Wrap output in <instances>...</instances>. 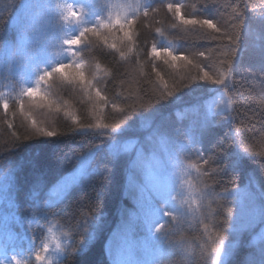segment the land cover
<instances>
[{
  "label": "trees",
  "instance_id": "trees-1",
  "mask_svg": "<svg viewBox=\"0 0 264 264\" xmlns=\"http://www.w3.org/2000/svg\"><path fill=\"white\" fill-rule=\"evenodd\" d=\"M262 191L264 0H0L1 251L46 264L52 222V264H219L218 235L224 264H249Z\"/></svg>",
  "mask_w": 264,
  "mask_h": 264
},
{
  "label": "snow or ice",
  "instance_id": "snow-or-ice-1",
  "mask_svg": "<svg viewBox=\"0 0 264 264\" xmlns=\"http://www.w3.org/2000/svg\"><path fill=\"white\" fill-rule=\"evenodd\" d=\"M176 11L177 12L180 11L179 7H177ZM69 14H70L71 17H75L76 16V13L71 11V9H69ZM68 18H69L68 16L64 17V19H66V20ZM180 19H181V22L184 23V24H190V25H197L198 24L201 27H205L206 26L207 28H215L216 27V25L213 23V21L211 19H203V20L185 19L183 16H181ZM113 26H119L121 29L124 28V24L120 23L119 18H117L114 23L110 21L108 24L101 23L99 25V27H103V28H110V27H113ZM20 27L21 28L26 27V23H20ZM88 32H92V33L98 35L99 34V29L98 28L97 29L84 28L83 31L80 32L79 36H76V37H74L72 39L66 40L65 43L69 44V45H79L82 42V38ZM124 35L126 37H128L129 33L127 31H125ZM112 47H115V45L113 44ZM152 53L154 55H160V53L157 51V49L155 47L152 48ZM164 53L166 55H168L169 57H171V59L173 61L181 59V57L173 55L167 49L164 50ZM200 55H203V53H200ZM189 63H191V61H189ZM66 67H67L66 65H61L58 68H54L53 72H62L64 70V68H66ZM80 67H81V65H76L75 66V68L77 70L76 74L79 77L80 82L82 84L87 83V84L90 85L91 82H85L84 81L83 73L79 71ZM49 75H51V73H45L44 76L40 77V80H45L46 77L49 76ZM205 77H207V73H205ZM223 82H224L223 80H216L215 81V83H223ZM36 92H37V89L29 88L27 90L26 94L31 97ZM97 96H100L99 91H97ZM4 107L7 108V105L5 104ZM105 126H107V125H105ZM115 127H119V126L118 125L114 126L113 130H115ZM47 134L48 135H53V133H51V132H49ZM151 155L152 154L150 152H147V151L141 153L140 157L134 162L135 165L137 167H142L140 162L144 161V160H148V158ZM205 163H207V161H205ZM152 177H153V181H154L153 187L159 193L160 196H164L166 194L165 185L162 183V178L158 174V168H153ZM260 195H261V201L262 202H261V204L259 206V214H260L261 219L264 220V191H262ZM173 199H174V197H173ZM151 204H152L151 198H148L146 200L141 201L140 210L142 212H144L145 215L149 214L152 211ZM161 211L163 212L164 215H169V216L172 215V213L170 211H165L164 209H161ZM161 227H163V226H161ZM157 230L159 231V229H157ZM57 247H59V245H57ZM222 250H223L224 255L227 256V255H229L231 253L232 248H231L230 245H227V246L224 245V236L223 235H218L217 236V244H216V246H214L212 248V254H213L214 258L217 261H219V264H224V261L221 259V251ZM43 251H47V246L44 247ZM12 259H16V258L13 257ZM36 259L38 261H43L45 259V257L42 256L40 252H37L36 253ZM0 264H5V260H0ZM17 264H19L18 260H17ZM249 264H264V247H262L259 250L258 258L256 256H253V258L250 260Z\"/></svg>",
  "mask_w": 264,
  "mask_h": 264
},
{
  "label": "rangeland",
  "instance_id": "rangeland-1",
  "mask_svg": "<svg viewBox=\"0 0 264 264\" xmlns=\"http://www.w3.org/2000/svg\"><path fill=\"white\" fill-rule=\"evenodd\" d=\"M46 230V238L36 253L40 252L41 255L45 257L43 261L46 264H52L56 260L64 257L66 239L59 231V228L52 222L47 225ZM57 245H59V247H57ZM45 246H47V251H43ZM13 257L16 259H12ZM0 260H5V264H17V260L19 264H28L30 256L23 250L15 251L14 254L0 250Z\"/></svg>",
  "mask_w": 264,
  "mask_h": 264
}]
</instances>
